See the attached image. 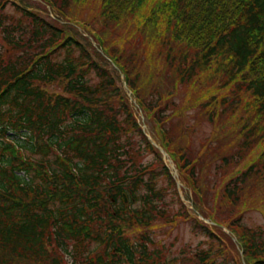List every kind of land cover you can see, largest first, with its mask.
I'll return each mask as SVG.
<instances>
[{
  "label": "trees",
  "instance_id": "obj_1",
  "mask_svg": "<svg viewBox=\"0 0 264 264\" xmlns=\"http://www.w3.org/2000/svg\"><path fill=\"white\" fill-rule=\"evenodd\" d=\"M120 73L163 130L180 116L179 87L217 130L200 155L173 129L163 143L213 222L194 219L213 247L193 257L166 263L154 247L156 222H174L157 181L177 194L176 184ZM143 153L161 169L147 172ZM122 192L141 207L113 208ZM262 196L264 0H0V264H242L238 249L244 264H264V230L241 221Z\"/></svg>",
  "mask_w": 264,
  "mask_h": 264
},
{
  "label": "rangeland",
  "instance_id": "obj_2",
  "mask_svg": "<svg viewBox=\"0 0 264 264\" xmlns=\"http://www.w3.org/2000/svg\"><path fill=\"white\" fill-rule=\"evenodd\" d=\"M14 1V0H12ZM34 2V4L30 3V5L25 1V6L30 10H35L42 14L46 19H51L52 22L56 23L58 17L56 16L57 13L54 11H50V9L45 5V3H36V1H29ZM37 5L38 7H34ZM74 7V6H73ZM72 7V11H73ZM76 11L83 12L84 15L90 14V8H86V6L82 8H75ZM6 12H13L11 6H7ZM61 26H63L65 21L60 20ZM83 36L88 37L90 39L89 34L80 30ZM120 34V32H117ZM91 40V39H90ZM93 44L96 46V43L91 40ZM122 44V43H121ZM169 82V80H168ZM49 91L59 90L57 87H48ZM178 93L174 96L176 104L180 106L179 109V117L175 115H171L167 117V122L165 123V128L170 131L173 129V137L176 138L179 136L186 144L187 151H190L191 155H200L203 153V146L205 145V140L209 138L211 135L214 138V133H217L216 128L211 125L207 119L204 118L202 112L198 114V107H195L193 104V97L190 94H186L183 90L178 89ZM192 99V100H191ZM134 102L133 99H131ZM135 105V103H134ZM162 106V105H161ZM136 111L138 116L142 117L141 120L146 124L144 126V130L146 133L151 137H154L156 140L158 135L156 134V129L153 125L149 122L145 114L137 108L135 105ZM169 113V111H167ZM171 114V112L169 113ZM213 133V134H212ZM172 137V136H171ZM188 142H187V140ZM215 139V138H214ZM159 143V142H158ZM144 154V153H143ZM144 158L142 161L145 164H152L154 165L155 169H159V164L157 163L156 156L154 153H147L144 154ZM204 156V157H203ZM210 154L202 155V157L198 158V164H203L205 168H210L211 165L214 163H210L207 165L209 160ZM155 161V162H154ZM204 162V163H202ZM168 165V162L165 161ZM180 181V189L183 199L192 202L190 190L187 187L186 183L182 180V178H178ZM168 181L164 177H160L157 182V188H160L163 191L164 198L161 201H157L158 206L160 208L168 209L170 215L178 214L180 212L181 204L177 196L175 195V191L172 188L168 187ZM255 193L253 195H248L249 202L248 204L253 201L255 198ZM195 202V200H194ZM187 205V210L189 213V217L186 218L181 216L177 219H174V222L169 224L170 222H163L158 221L156 222V228L152 230L151 239L154 241V247L160 251L161 256L163 257V262H169L172 259H182L183 257H193V255L199 249H207L208 247H213L211 242L206 235L204 234V230L198 228L197 224L194 219L197 218L196 212L190 207L189 202H184ZM256 204L253 208H245L244 212L241 214V221L244 225L249 228L256 229L261 227L264 230V196L257 199ZM140 203L137 202L132 205L133 208H138ZM199 208H201L199 206ZM201 226L200 224H198ZM202 227V226H201ZM215 235H218L219 238L222 237L223 233L226 231H214ZM263 240H264V233H263ZM138 236L134 235L131 237V241L136 242ZM233 239V238H232ZM234 243H236V239H233ZM217 246V245H216ZM239 246V245H238ZM236 260H240L241 253L238 249L237 253H233ZM221 263V261H220ZM165 264V263H164ZM180 264V263H178ZM193 264V263H190Z\"/></svg>",
  "mask_w": 264,
  "mask_h": 264
},
{
  "label": "water",
  "instance_id": "obj_3",
  "mask_svg": "<svg viewBox=\"0 0 264 264\" xmlns=\"http://www.w3.org/2000/svg\"><path fill=\"white\" fill-rule=\"evenodd\" d=\"M153 144H154V142H152ZM159 148V147H158ZM159 150L161 151V153L164 155V156H166L167 157V154L161 149V148H159ZM171 166H173V165H171ZM177 184L179 185V182H177Z\"/></svg>",
  "mask_w": 264,
  "mask_h": 264
}]
</instances>
